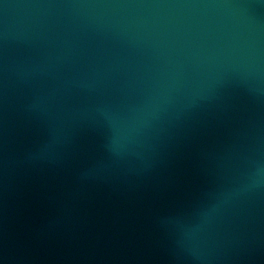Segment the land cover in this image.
<instances>
[{"label": "water", "instance_id": "1", "mask_svg": "<svg viewBox=\"0 0 264 264\" xmlns=\"http://www.w3.org/2000/svg\"><path fill=\"white\" fill-rule=\"evenodd\" d=\"M0 264H264V0H0Z\"/></svg>", "mask_w": 264, "mask_h": 264}]
</instances>
